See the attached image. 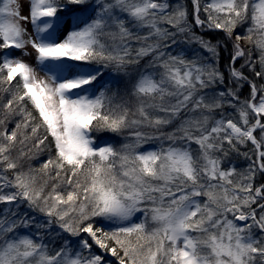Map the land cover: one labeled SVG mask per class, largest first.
Returning a JSON list of instances; mask_svg holds the SVG:
<instances>
[{
    "label": "trees",
    "instance_id": "trees-1",
    "mask_svg": "<svg viewBox=\"0 0 264 264\" xmlns=\"http://www.w3.org/2000/svg\"><path fill=\"white\" fill-rule=\"evenodd\" d=\"M195 1L201 24L195 20L192 0L61 3L68 13L95 3V12L86 15V20L89 24L96 20L98 39L76 56L88 67L90 79L101 74L108 78L107 99L96 115L91 116V112L88 117L93 132L108 136L109 141L104 152L94 148L92 154L75 163L58 153L46 122L26 96L19 78L2 71L5 49L0 37V128L7 125L14 130L7 152L17 156V173L25 164L28 176L36 183L55 184L52 193L56 203L40 211L30 198L14 194L9 176L2 179L4 173H0V217L15 216L19 222L28 219L29 230L24 235L32 246H45L46 255L61 252V244L68 239L70 246L75 241L84 244L70 251L78 264H107L102 249L115 257L109 264H177L166 234L152 228L148 210H163L165 204L169 207L173 200L184 198L196 205L183 223L192 249L182 242V254H188L191 262L264 264V124L252 132L260 150L259 162L257 147L249 140L255 120L250 107L252 91L264 92V15L257 0H233L216 10L214 0ZM163 3L166 6L160 13L156 8ZM217 27L235 31L240 37L239 58L233 59L235 47ZM141 72L154 86L142 94L149 99V106L140 109L147 124L142 132L145 136L130 138L126 136L130 131L123 126L135 81L127 85L124 80L131 74L137 80L136 74ZM116 87L121 90L114 92ZM190 116L196 121L194 125L185 123ZM120 127L124 132L116 141L114 129ZM136 140L144 143L141 151L127 147ZM177 147L188 155L189 172L173 168L171 160L163 157ZM122 169L138 178L134 184L141 191L133 196L140 201L142 214L109 227L100 220L106 209L104 202V206L97 204L95 212L84 214L89 218L69 210L70 203L81 201L76 189L127 205L125 197L131 196L133 187ZM239 217L245 220L238 222ZM69 225L76 233L93 229L103 247L83 234L69 236ZM230 227L234 230L228 247ZM222 229L228 232L221 233ZM236 238L240 240L238 247ZM20 261L19 257L12 263Z\"/></svg>",
    "mask_w": 264,
    "mask_h": 264
},
{
    "label": "rangeland",
    "instance_id": "rangeland-1",
    "mask_svg": "<svg viewBox=\"0 0 264 264\" xmlns=\"http://www.w3.org/2000/svg\"><path fill=\"white\" fill-rule=\"evenodd\" d=\"M58 2L60 5L57 4ZM62 2L65 0H0L1 47L5 49L2 51L1 62L3 64L2 71L6 70L9 77H18L21 81L26 90V96L46 122L50 130L49 133L55 140L58 153L66 161L75 163L84 156L92 154L94 148L96 151L104 152L109 141L108 136L97 135L93 132L91 119L88 117L91 112H93L91 114L93 116L102 106L103 101L107 99L106 82L108 78L105 74H101L90 79L88 67L76 56V53L89 49L92 41L98 39L96 20H92L90 24L86 20V15L90 17L95 12V3L88 4L83 10L68 13V8L61 5ZM232 2L233 0H214L213 9L222 8L223 5ZM257 5L259 11L264 15V0H257ZM165 6L163 3L156 9L162 13ZM195 20L200 21L198 17H195ZM229 34L230 32L227 35L235 47L234 56L237 59L242 55V49L236 41V37H231ZM237 37L240 38L238 35ZM136 75L137 80L132 74L124 80L127 85H132L135 81L132 96L129 98L130 106L124 118L126 125L123 126V129L127 127V130L130 131L126 134L130 138L138 137L140 134L145 136L142 132L145 131L147 124L140 109L149 106L147 105L149 99L142 97V94L145 89H152L154 86L149 76L147 77L142 72ZM117 89L121 90L116 87L114 92H117ZM133 99L134 104H131ZM250 107L255 115L253 124L255 125L257 122L259 128L264 124V92L253 88ZM188 121L191 125L196 122L192 116L188 117L185 123ZM123 129L121 127L119 130L114 129L116 141L119 136L123 135ZM13 135L12 127L6 125L0 128V173H4L2 179L9 176L7 179L12 190L14 189L13 193H17L22 198H30L29 200L40 206V211L45 212L51 206L56 205L52 193L55 184L36 183L33 177L28 176L25 164L18 175L17 156L13 157L7 152L8 142ZM158 136L157 134L156 137ZM253 138L252 136L251 139L253 140ZM127 147H139L137 151H141L144 143L136 140ZM128 148L122 147L126 152H129ZM34 157H36L35 154ZM163 157L171 160L170 165L173 168L182 172L190 171L189 159L185 150L177 147L175 151L172 150ZM122 175L133 187L131 196L125 197L128 201L127 205L116 202L113 198L112 201L107 198L102 199L101 196L97 198V195L91 191L85 194L84 191L80 192L79 189H76L81 196V201H77V205L70 203L69 210H73L76 215L79 214L85 218L87 213L91 214L97 210V204L104 202L106 209L101 214L100 220L109 227H117L136 218L142 214L141 207H139L140 201H137L133 196L141 191V188L134 184L138 178L129 170L122 169ZM147 176L150 179L148 174ZM3 183L6 185L5 181ZM195 209L196 205L192 199L179 198L173 200L172 206L168 207L165 204L163 210L158 208L148 210L152 228L166 234L177 257V264H194L188 258V254H182V242H186L185 245L189 250L192 249L191 242L187 240L183 223ZM4 216L0 217V264H17L21 261L25 264H78V258L75 255L71 256L70 251L72 248L77 251L84 244H78L75 241L70 246L66 239L61 244V252L52 253L51 256L46 255L43 251L46 249L45 246H39V249L32 246L31 239L24 235L25 230H29V226L26 224L28 219L19 222L18 217L12 216V219H7V217L3 218ZM244 220L245 217L237 219L238 222ZM15 225L16 227H14ZM65 227L67 226L65 225ZM66 230L69 236L75 237L83 234L89 236L98 247H103V243L94 236L93 229H82L80 233H76L75 228H70L69 225ZM232 230L234 229L230 227L228 247H231ZM226 232H228L227 229L221 230V233ZM236 239V247H238L240 240ZM228 247L222 248L227 251ZM215 250H217V246ZM101 254L106 257L107 264L115 261L113 253L105 252L102 249ZM19 257L21 258L20 262L12 263L13 259L16 260ZM30 259L31 261H29Z\"/></svg>",
    "mask_w": 264,
    "mask_h": 264
},
{
    "label": "water",
    "instance_id": "water-1",
    "mask_svg": "<svg viewBox=\"0 0 264 264\" xmlns=\"http://www.w3.org/2000/svg\"><path fill=\"white\" fill-rule=\"evenodd\" d=\"M226 33H228L226 30H224ZM231 37H236V41L238 42V43H240V38H238L237 37V35H236V32L235 31H232V32H230V34H229ZM257 126V125H256ZM256 126H255V128H256ZM250 141L251 142H253V140L252 139H250Z\"/></svg>",
    "mask_w": 264,
    "mask_h": 264
}]
</instances>
